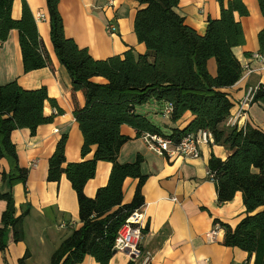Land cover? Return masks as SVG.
I'll return each mask as SVG.
<instances>
[{"label":"trees","instance_id":"trees-1","mask_svg":"<svg viewBox=\"0 0 264 264\" xmlns=\"http://www.w3.org/2000/svg\"><path fill=\"white\" fill-rule=\"evenodd\" d=\"M45 1L50 41L59 64L71 79L73 118L83 139L81 162H66V135L58 140L48 162L47 181L59 183L63 177L67 179L76 195L81 223L52 255L49 264H81L86 257L97 264H108L115 254L118 232L144 206L142 188L147 178L140 171L143 159L138 156L132 163H118L121 148L130 141L121 133L124 126L133 129L137 139L150 134L175 144L208 131L214 145L232 152L225 161L212 156L207 168L214 175L217 204L223 206L240 193L246 215L234 229L216 224L224 231L225 247L246 253L253 264H264V131L249 125L243 129L225 127L233 108L225 91L235 86L243 73L235 55V50L245 45L242 26L236 18L249 15L243 2L218 0L220 16L207 19L206 32L200 36L177 13L179 0H136L139 9L134 34L137 42L144 45L145 54L128 50L122 56L94 60L88 50L65 37L58 10L60 0ZM256 2L264 16V0ZM13 3L14 0H0V45L11 31H16L23 72L53 70L28 5L22 4L21 16L15 20ZM258 44L259 54L264 56V31L258 34ZM210 60L216 64L215 77L207 69ZM95 78L105 83H93ZM77 93L83 96L82 107L76 100ZM48 100L44 87L27 91L16 82L0 86V160H7L10 167L8 174H1V182L7 186L6 192L0 191V201L6 203L1 216V254L10 236L15 243L23 240V220L28 215L25 211L16 216L12 191L15 185L26 184L28 171L18 165L11 135L28 130L34 136L39 127L51 124L53 118L45 117L43 111ZM51 103L56 107L55 102ZM253 103L264 104V93L259 91ZM152 104L171 107L172 124L185 114H190L192 120L183 130L175 129L170 136H164L146 116L136 112ZM92 148V159L85 160ZM99 162L110 164L111 171L106 186L90 199L84 188L94 179ZM127 179L136 180L137 185L132 201L123 204V184ZM146 233L147 228L142 230V235ZM27 259L28 254L19 264H26Z\"/></svg>","mask_w":264,"mask_h":264},{"label":"crops","instance_id":"crops-1","mask_svg":"<svg viewBox=\"0 0 264 264\" xmlns=\"http://www.w3.org/2000/svg\"><path fill=\"white\" fill-rule=\"evenodd\" d=\"M249 15L237 20L241 23L245 45L235 50L242 67L249 66L255 73L243 77L225 92L233 108V118L238 104L244 99L247 90L264 84V58L255 60L259 54L258 34L264 31V16L261 15L256 0H241ZM60 0L58 10L63 22L64 35L80 49L88 50L94 60H106L122 56L128 50L144 55V45L137 42L134 34V19L139 5L136 0ZM26 3L35 19L38 34L49 55L53 70L42 69L25 74L18 42V33L11 31L7 41L0 45V86L16 82L22 89L30 91L45 88L48 101L44 104L45 117H52V123L41 126L31 136L28 130L15 131L11 142L16 148L18 165L28 171L25 185L14 186L12 195L16 216L28 211L23 220V240L15 243L9 237L5 253H0V264H19L28 254L26 264H49L52 255L75 230L81 227L78 217V204L74 191L65 177L59 183L47 181L48 162L58 140L66 135L65 158L67 163L82 161L83 139L73 118V104L70 95L71 79L62 67L50 41L49 18L45 0H14L12 17L18 20L22 4ZM177 13L184 18L185 24L198 35L206 32L207 19L216 20L220 16L218 0H179ZM44 20L37 22V16ZM115 24L117 32L108 35L106 26ZM246 54L250 57L247 58ZM260 55V54H259ZM264 57V56H262ZM212 77L216 75L214 60L207 63ZM93 83L104 84L101 78L92 79ZM80 107L84 105L81 93L75 95ZM55 102L56 107L51 102ZM165 105H146L136 110L144 115L164 136L173 130H183L192 120L185 114L176 124L162 115ZM166 121V124L163 123ZM238 129L246 126L264 131V104L253 103L245 117L236 124ZM162 126L164 129L162 130ZM225 127H232L229 120ZM122 135L130 138L120 150L118 163L128 164L138 156L143 159L140 171L147 178L142 188L144 206L137 212L142 220V235L139 247L143 256L149 254L147 264H253L247 254L236 248L223 245L224 231L216 222L234 229L245 217L242 196L236 193L233 200L223 206L217 204L214 183L208 180V162L212 156L225 161L231 154L223 146H202L200 158L195 160L181 157H160L147 149L144 142L136 138V132L124 126ZM95 148L85 160H91ZM7 160H0V191L6 192L7 186L1 182V174L9 173ZM111 165L99 162L93 180L89 181L84 194L93 199L98 189L106 186ZM256 173V172H255ZM136 180L127 179L123 184V204L132 201ZM6 203L0 201L1 216ZM216 235L213 240L211 232ZM129 257L115 252L108 264H128ZM81 264H97L86 257ZM137 264H142L139 260Z\"/></svg>","mask_w":264,"mask_h":264},{"label":"built area","instance_id":"built-area-1","mask_svg":"<svg viewBox=\"0 0 264 264\" xmlns=\"http://www.w3.org/2000/svg\"><path fill=\"white\" fill-rule=\"evenodd\" d=\"M107 4L112 7V0H107ZM42 20H44L43 16H37V22ZM106 32L108 35H114L117 32V27L115 24L109 22L106 26ZM262 58L264 57L259 54L253 56V59L255 60H262ZM242 71L241 78L256 72V70L251 69L249 66L242 67ZM259 71H264V66H262ZM259 91L264 93V84H260L255 88L247 90L244 99L238 104L237 112L233 118L229 119V124L232 127H236L237 122L245 117L247 110L253 104L254 98ZM171 114L172 108L165 106L162 115L165 118H169ZM141 140L151 152L160 157H167L170 159L181 157L183 159L195 160L200 158V148L202 146H214V138L208 131H200L196 135L188 136L178 144L173 143L168 138L150 134L143 135ZM207 176L208 180L213 183L214 175L208 172ZM141 223V217L138 216L137 212L134 213L118 232L113 246L115 252L126 254L129 257L130 262L134 264H137L139 260H142V264H147L151 259L149 254L143 256L139 247L143 230ZM215 235V231L211 232V240H213Z\"/></svg>","mask_w":264,"mask_h":264},{"label":"rangeland","instance_id":"rangeland-1","mask_svg":"<svg viewBox=\"0 0 264 264\" xmlns=\"http://www.w3.org/2000/svg\"><path fill=\"white\" fill-rule=\"evenodd\" d=\"M163 120V119H162ZM164 121V120H163ZM163 123H165L166 124V121H164ZM164 129V127L162 126V130Z\"/></svg>","mask_w":264,"mask_h":264}]
</instances>
